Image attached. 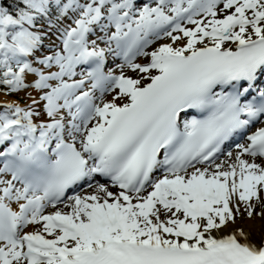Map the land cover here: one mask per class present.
<instances>
[{"label": "snow or ice", "instance_id": "6c2138e0", "mask_svg": "<svg viewBox=\"0 0 264 264\" xmlns=\"http://www.w3.org/2000/svg\"><path fill=\"white\" fill-rule=\"evenodd\" d=\"M22 92L0 264H264V0H0Z\"/></svg>", "mask_w": 264, "mask_h": 264}, {"label": "bare ground", "instance_id": "6f19581e", "mask_svg": "<svg viewBox=\"0 0 264 264\" xmlns=\"http://www.w3.org/2000/svg\"><path fill=\"white\" fill-rule=\"evenodd\" d=\"M9 98H10V96H9ZM12 98H11V100H13ZM0 102H2V100H0ZM238 224L242 225L246 230L249 228L255 230V229L260 228L261 225H264V220L260 219L259 217H256V218H253L252 220L245 219L242 221H238ZM29 230H31V229H29ZM253 238L254 239L257 238L255 235V231L253 234Z\"/></svg>", "mask_w": 264, "mask_h": 264}, {"label": "rangeland", "instance_id": "374dc122", "mask_svg": "<svg viewBox=\"0 0 264 264\" xmlns=\"http://www.w3.org/2000/svg\"><path fill=\"white\" fill-rule=\"evenodd\" d=\"M20 97H24L25 96V93H20L19 94ZM12 97L9 98V96H4L2 93H0V100L4 101V100H11ZM13 100H17L15 98H12Z\"/></svg>", "mask_w": 264, "mask_h": 264}, {"label": "trees", "instance_id": "16d2710c", "mask_svg": "<svg viewBox=\"0 0 264 264\" xmlns=\"http://www.w3.org/2000/svg\"><path fill=\"white\" fill-rule=\"evenodd\" d=\"M15 97H17V96H15ZM17 98H19V99H20V98H22V97H20V96H19V97H17ZM21 100H22V99H21ZM22 101H23V100H22Z\"/></svg>", "mask_w": 264, "mask_h": 264}]
</instances>
